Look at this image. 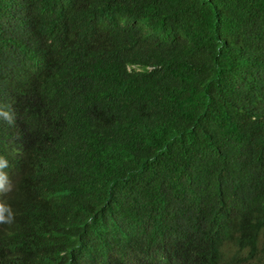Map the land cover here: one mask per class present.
<instances>
[{
	"label": "trees",
	"instance_id": "obj_1",
	"mask_svg": "<svg viewBox=\"0 0 264 264\" xmlns=\"http://www.w3.org/2000/svg\"><path fill=\"white\" fill-rule=\"evenodd\" d=\"M0 157V264H264V0H0Z\"/></svg>",
	"mask_w": 264,
	"mask_h": 264
},
{
	"label": "clouds",
	"instance_id": "obj_2",
	"mask_svg": "<svg viewBox=\"0 0 264 264\" xmlns=\"http://www.w3.org/2000/svg\"><path fill=\"white\" fill-rule=\"evenodd\" d=\"M6 119H9V122H11V118L8 116L7 113H3ZM58 117V116H55ZM53 117H50L47 119L46 123L40 128L38 131L39 134H44L47 132V125L48 122H53ZM82 123L77 125L81 126ZM80 137L72 136L68 140L63 141L61 143H54L52 140H48L46 144L48 145L47 148H45V152L33 163H31L32 159L30 160L29 164L31 171V183L33 188L36 189L37 185L47 180V178H56L62 176V173L60 172L59 168L60 165L66 161L68 156L66 154H69L65 149L69 148L71 151V155H74L76 152H74L77 147V140ZM64 154V159L62 162L58 163L57 160L59 159L60 155ZM7 168V161L4 157H0V211L2 209V206L4 204L6 195L8 194V182L9 179L12 177V175L6 170Z\"/></svg>",
	"mask_w": 264,
	"mask_h": 264
}]
</instances>
